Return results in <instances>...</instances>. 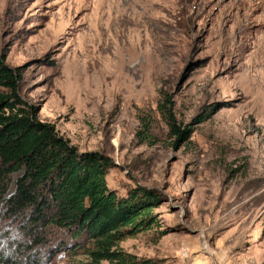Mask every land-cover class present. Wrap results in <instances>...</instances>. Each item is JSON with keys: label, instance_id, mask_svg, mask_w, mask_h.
<instances>
[{"label": "rangeland", "instance_id": "obj_1", "mask_svg": "<svg viewBox=\"0 0 264 264\" xmlns=\"http://www.w3.org/2000/svg\"><path fill=\"white\" fill-rule=\"evenodd\" d=\"M2 58L39 121L112 162L109 190L156 196L123 251L264 264V0H0ZM15 226L0 213V235ZM49 232L40 264L89 263L84 237Z\"/></svg>", "mask_w": 264, "mask_h": 264}, {"label": "trees", "instance_id": "obj_2", "mask_svg": "<svg viewBox=\"0 0 264 264\" xmlns=\"http://www.w3.org/2000/svg\"><path fill=\"white\" fill-rule=\"evenodd\" d=\"M20 81V70L0 59V213L17 232L0 235V264H40L33 252L49 243V228L90 242L81 250L88 264H157L119 245L153 224L147 216L156 196L141 187L116 196L106 184L112 162L99 153H79L52 124L39 121L38 108L20 96ZM159 110L175 144L187 141L190 130L176 127L165 104Z\"/></svg>", "mask_w": 264, "mask_h": 264}]
</instances>
